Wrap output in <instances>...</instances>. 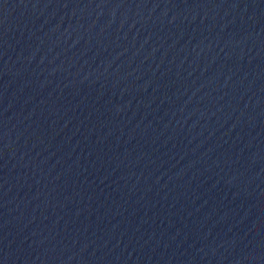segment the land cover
Returning <instances> with one entry per match:
<instances>
[{"label":"water","instance_id":"95a60500","mask_svg":"<svg viewBox=\"0 0 264 264\" xmlns=\"http://www.w3.org/2000/svg\"><path fill=\"white\" fill-rule=\"evenodd\" d=\"M0 264H264V0H0Z\"/></svg>","mask_w":264,"mask_h":264}]
</instances>
